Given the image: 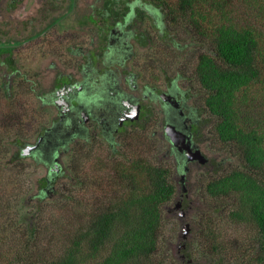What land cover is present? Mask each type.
I'll use <instances>...</instances> for the list:
<instances>
[{
  "label": "rangeland",
  "instance_id": "obj_1",
  "mask_svg": "<svg viewBox=\"0 0 264 264\" xmlns=\"http://www.w3.org/2000/svg\"><path fill=\"white\" fill-rule=\"evenodd\" d=\"M124 1L119 0L120 5H124ZM231 1L233 4L230 8L231 14L239 25L249 24L264 31L263 24L255 15L247 12L246 7L239 0ZM22 2L23 5L17 7L15 11L10 10L7 0L0 2V9L3 10V14L0 15L1 44L12 41L16 43L18 38L16 31L21 26L17 16L21 14L22 19L33 9V0H22ZM77 2L75 7L76 10H80V15L92 14L91 16L99 22L98 26L105 25L102 17L104 9L101 6L104 0ZM68 3L69 0H64L63 3L54 1V7L58 9L51 11L49 21L66 13L69 9ZM157 9L160 13L163 12L160 8ZM209 14L214 16L215 13ZM226 16L228 18V15ZM77 17L74 16L72 19L70 16L62 21L61 19L56 21L49 29L50 37L43 46L33 47L29 44L30 46L26 45L22 49L18 48L20 53L19 61L16 59L18 62H15L16 54H12L13 67L17 69L23 80L18 89H15V80H13L12 87L8 88V95L5 94V84L2 82L4 70L0 67V260L4 255L13 254L15 251L23 255L22 239L19 229L16 232V228L23 222L22 217L25 215L32 216L37 226L36 235L28 240V247L31 249L25 252L28 264H40L36 260L37 254L43 253L40 246L48 245L52 250L60 249L59 239L61 235L66 236L68 233V231L65 233V226L70 227L69 222L79 221L78 216L94 207L102 208L108 204L109 199L116 197L126 188L128 182L118 177L115 166L119 160L122 163L130 162V158L134 155L166 167L170 171L169 181L176 187L174 197L163 207L157 249L151 258L154 264H257L255 259L257 238L253 236L256 233L253 226L232 221L229 215L232 208L231 201L224 204L226 199L222 202L220 198L210 197L204 191V185L211 178L215 168L226 171L239 162L233 150L224 147L214 136L211 128L214 125V117L209 130L206 131L207 141L203 144V153L210 160L202 165L194 159V163H189V171L183 175L182 182H180L181 174L166 155L164 146H154L147 151L145 145L139 144L137 154L133 151L131 155L127 137L122 136L120 148L124 139L126 145L122 149L128 158L117 155L114 159H110V149L105 139L99 136V139L95 138L92 142H83L81 147L78 144L76 146L73 143L68 144L70 149L75 146L76 153L81 152L80 148L85 152L77 155L79 160L73 159L75 156L71 151L68 152V156L62 158L61 167L64 174L55 177L54 191H49L47 194L49 196L43 197L40 202L27 200L29 195L37 192L35 181L40 175L45 174V170L42 165L35 164L30 158L12 162L11 156L14 150L11 148V143L15 138L34 141L40 128L50 124L51 117L56 120L54 117L57 114L53 107L42 104L37 95L46 90L47 82L54 81L57 73L63 71L57 63L62 65L66 58H72V61L83 58L82 55L74 53L71 55H76L77 58L70 56L66 48L78 44L84 45L89 51L97 47L95 35L98 27L87 21L86 17L83 18L86 22L78 26ZM145 21H147L145 29H149L153 36L152 42L156 43L151 42L150 46L144 48L136 47L141 66H145V70L149 72L154 66L162 67L161 63H164L165 67L172 66L174 69L178 65L187 78L190 76L195 78L193 70L196 54L205 49L209 50L210 44L205 40H196L192 45H187L192 41L191 36L187 33L186 25L178 20L170 22L171 24L168 22L172 40L166 39L167 42L158 44L154 35L155 28L151 26L152 19L146 17ZM72 22L75 25H71ZM63 28L68 29L66 33H62ZM30 33L29 27L25 36ZM92 38L95 41L93 46H90ZM172 43H175L179 49L172 46ZM51 61H54V68L50 65ZM72 61H68L65 65L67 72H71L69 65H78ZM52 69L53 71H50ZM11 72L12 68L7 65V76H10ZM151 73L148 74L150 79L153 76ZM12 78H14L13 74ZM257 99V101L264 100L260 96ZM116 147L120 149L119 145ZM118 149L117 153H120ZM18 161L21 162V167L17 164ZM182 188L185 189L183 196L178 192ZM177 202L179 207H176ZM190 219L198 221L201 219V222L213 227L215 235H212V238L209 235L205 236L199 230V222L187 223ZM36 246H39V249ZM43 254L45 255V252ZM185 259H189V263Z\"/></svg>",
  "mask_w": 264,
  "mask_h": 264
},
{
  "label": "trees",
  "instance_id": "obj_2",
  "mask_svg": "<svg viewBox=\"0 0 264 264\" xmlns=\"http://www.w3.org/2000/svg\"><path fill=\"white\" fill-rule=\"evenodd\" d=\"M145 1L144 6L160 8L169 22L178 20L187 25V30L193 29L198 38L191 37L190 44L196 40L210 44L209 50L196 54L193 73L203 89V105L215 119L214 136L233 150L239 162L226 171L214 165L204 191L222 202L226 199L224 204L231 201L232 221L253 226L257 238L255 259L264 264V100L257 101L258 96L264 99V31L249 24L239 25L232 17L230 0ZM239 1L264 28V0ZM89 19L97 23V19ZM7 63L14 70L13 62ZM4 91L9 94L7 87ZM133 142L129 144L131 155L139 149ZM14 158L15 153L11 156L15 163ZM177 169L182 171L183 167ZM115 171L128 182L126 188L102 208L94 207L78 216L79 221L69 222L71 226H65L68 237L60 236V249L40 246L45 255L37 254L38 263L154 264L151 258L157 249L163 207L176 192L169 181L170 171L134 155L128 163L119 160ZM37 182L38 187L46 184L43 178ZM45 196L46 191L38 188L27 200L40 202ZM22 221L16 232L19 229L23 255L16 251L6 254L0 264H28L25 252L31 249L28 240L36 235L37 226L32 216L25 215ZM188 222H199L205 236L215 235L213 227L201 219Z\"/></svg>",
  "mask_w": 264,
  "mask_h": 264
},
{
  "label": "flooded vegetation",
  "instance_id": "obj_3",
  "mask_svg": "<svg viewBox=\"0 0 264 264\" xmlns=\"http://www.w3.org/2000/svg\"><path fill=\"white\" fill-rule=\"evenodd\" d=\"M7 1L11 11L23 5L22 0ZM54 1L64 2L33 0L31 12L26 13L22 19L21 14L17 16L21 26L16 31V43L0 42V46H3L0 52V67L4 70L2 82L5 87L11 88L13 80L15 89L22 83L23 78L15 67L10 76L6 73V66L9 65L7 61L13 62L12 54H16L15 62L19 61L18 48L22 49L26 45L43 46L50 37L49 29L59 19L62 21L65 17L71 16L73 19L78 16V26L86 20L91 22L89 17L92 14L80 15V10H76L75 6L79 0H69L66 13L49 21L52 12L58 9L54 7ZM124 2V5H120L119 0H104L101 6L104 9L102 17L105 25L98 26V21L96 24L91 22L98 27L95 35L97 47L87 51L84 45L68 46L66 51L70 56L74 53L82 55L83 58L78 59L73 55L72 57L77 58L76 61L66 58L62 65L57 63L63 71L57 73L54 81L47 82L46 90L37 95L42 104L53 107L57 114L54 117L56 120L51 117L50 124L40 128L34 141L15 138L11 143L16 157L14 159L30 158L35 164L42 165L45 174L36 179L35 185L47 194L54 191L55 177L64 174L61 167L62 158L68 156L71 151L75 156L73 159L79 160L77 155L85 151L80 148L81 152L76 153V144L81 147L83 142H92L95 138L99 139V136L105 139L110 149V159L117 155L128 158L122 149L126 145L124 139L120 148L122 136L127 137L128 144L133 139L136 146L145 145L147 151L154 146H164L166 155L176 168L183 167L182 171L178 170L181 174L180 182L183 181V175L189 171V163L195 162L194 159H187L188 151L193 153L199 150L206 158L202 163L199 161L202 165L210 160L203 153V144L207 141L206 131L213 122V115L203 105V89L196 78H187L178 65L174 69L161 63L162 67L154 66L149 70L153 75L150 79L149 72L145 70V66H141L140 56L136 52V47H148L153 39L149 29H145L146 17L153 21L151 26L155 28L154 35L158 44L165 43L166 39L172 40L169 20L165 19L163 12L160 13L157 8L148 4L144 6L145 0ZM2 14L3 10L0 9V15ZM73 23L71 25H75ZM29 27L31 33L26 37ZM188 31L191 37H195L193 29ZM94 41H90L89 45L93 46ZM171 45L179 49L175 43ZM70 60L78 65H69L71 72H67L65 65ZM50 65L54 68V61H51ZM78 73L79 76L76 75ZM78 77L79 80L76 79ZM45 112L48 114L47 110ZM211 128L213 129V126ZM167 129H172L171 136L176 138L179 147L173 146ZM70 143L75 145L71 149L68 146ZM116 145H119L120 149ZM28 146L35 147L28 149V154L23 155ZM117 149L120 153H117ZM17 164L21 167L20 161ZM39 178L45 179L44 186L38 187ZM178 192L182 196L185 195L184 188ZM52 195L51 193L50 196ZM176 207H179L178 202Z\"/></svg>",
  "mask_w": 264,
  "mask_h": 264
},
{
  "label": "water",
  "instance_id": "obj_4",
  "mask_svg": "<svg viewBox=\"0 0 264 264\" xmlns=\"http://www.w3.org/2000/svg\"><path fill=\"white\" fill-rule=\"evenodd\" d=\"M166 132L168 133L169 136H171V133H173L172 129H167ZM170 141H171V143L173 144V146H175V147L178 146V147H179V145H177V140H176V138H173V137L171 136ZM34 147H35V146H28V147L25 149L26 152H23L22 154H23V155L28 154L27 150H28V149H33ZM187 150H189V149H187ZM187 150H186V152H187ZM185 154H186V153H185ZM186 156H187V159H188V160H189V159H190V160H191V159H195V160L200 161L201 163L204 162V161L206 160V158H205L204 156L201 155V153H200L199 150H196V151L193 152V153H192L191 151H188Z\"/></svg>",
  "mask_w": 264,
  "mask_h": 264
}]
</instances>
